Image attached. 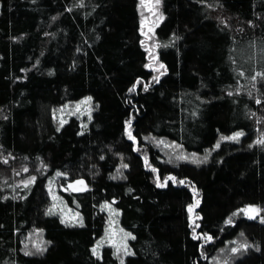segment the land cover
Returning a JSON list of instances; mask_svg holds the SVG:
<instances>
[{"label": "trees", "instance_id": "1", "mask_svg": "<svg viewBox=\"0 0 264 264\" xmlns=\"http://www.w3.org/2000/svg\"><path fill=\"white\" fill-rule=\"evenodd\" d=\"M138 7L0 0V264H120L110 247L102 258L92 253L108 203L135 237L124 264H264V145L256 143L264 77L251 79L264 72V0H161L159 82L147 67ZM86 98L95 105L87 127L56 122V110ZM236 132L244 133L239 143L221 141ZM58 172L88 184L63 194L82 227L47 214ZM157 175L177 182L157 187ZM198 197L195 231L213 237L207 244L193 239L187 211ZM247 206L262 210L257 219L226 223ZM37 233L46 251L29 245ZM236 243L253 247L233 255Z\"/></svg>", "mask_w": 264, "mask_h": 264}, {"label": "rangeland", "instance_id": "2", "mask_svg": "<svg viewBox=\"0 0 264 264\" xmlns=\"http://www.w3.org/2000/svg\"><path fill=\"white\" fill-rule=\"evenodd\" d=\"M138 2H139L138 10H139V15H140V28H141L140 32H141V36H142V42H143V46L147 52V58H148V64L147 65H149V64L153 65L152 68L148 67V69H150L153 72V77H154V76L159 75V73H157L153 69L155 67H158L159 64H162L160 62V59H159L160 44H159V42L157 40V36H156V29L159 27V25L164 20V16H163L162 9H161V0H160L158 5L156 4V0H145L146 4L154 5V7L152 8V11H149L148 7H142L141 0H138ZM153 13H155V14H153ZM161 16L163 17V19H160ZM150 28L152 29L151 32H149ZM143 33H147V36H145ZM148 37H150V39ZM154 45H158V47H154ZM147 49L152 50V56L149 55V52L147 51ZM153 57H156V59L153 60ZM161 71H164V69H161ZM162 76L163 75H160V78ZM152 81L154 82L153 79H152ZM87 99L88 98L83 99L82 101L87 100ZM82 101H80L79 103L73 104V105H65V106L59 108L58 110H56L54 113V118H55L56 122H58V124L61 125V120H64L67 123L69 119L76 118L81 123L82 127H85V125L88 124V122L90 121V119H91V117L95 111V105H94L92 100L90 101V104H82L81 103ZM77 105H81L79 111H76ZM163 147H164L163 149H165L164 145H163ZM179 155H182V154H178L177 156H179ZM174 159L178 160L176 157ZM74 182H70L66 179V176L60 175V176H55L52 179H50L49 185H48V190H49L51 200H52V207L54 204L56 205V207L54 209L55 214H53V216H57L61 220L62 219L66 220L67 223H64V224H67V225H80L79 224V219L81 218L80 213L78 211H76L75 209L69 207L67 205L65 199H64V196H63V194H65V193L70 194V193L84 192V191H72L71 189L65 190V189H67V186L69 184H72ZM84 182H85V185L87 186V189H88V184L86 183V181H84ZM50 188H51V191H50ZM53 196L57 197V199L53 200ZM197 199L200 200L199 197L196 198V200ZM108 205H111V209H112L111 211L107 208H104V206H103V210H104L106 217H107L106 230H105L103 236L97 240L94 247H96L99 242L104 241L103 246L99 249L100 255L102 254L103 249L106 247H110L113 250V252L116 254V248L112 247L111 244L115 243L117 246L122 247V245L126 243L128 248L132 252L131 245H130V242L132 239L129 238L127 240H124V238H123L124 233H128V232L125 231L120 225V212L115 208L113 203H108ZM197 211H198V207L195 209L194 214H191L192 220H193L195 215H198ZM260 214H261V212H260ZM74 216H77L76 220L72 219ZM241 217L247 218V216H245L241 213L240 215L232 217L233 223ZM199 220L196 221L197 224H198ZM110 221H111V224H110ZM121 229L123 231H121ZM35 240H37V242H39V244H41V246H44L43 237L40 233L36 234ZM30 244H32V246H33L32 241H31V243H29V245ZM235 246H237V243H236V245L235 244L233 245V247H235ZM119 255H120V260L122 259L123 261H124L125 257L128 256V255L124 254L123 250L120 252Z\"/></svg>", "mask_w": 264, "mask_h": 264}, {"label": "snow or ice", "instance_id": "3", "mask_svg": "<svg viewBox=\"0 0 264 264\" xmlns=\"http://www.w3.org/2000/svg\"><path fill=\"white\" fill-rule=\"evenodd\" d=\"M159 2H160V0H156V4H157V5L159 4ZM141 5H142V7H148V8H149V11H152V8L154 7V5H148V4H146V3H145V0H141ZM153 14H155V13H153ZM160 19H163V17L161 16ZM151 31H152V29L150 28V29H149V32H151ZM143 34H144L145 36H147V33H143ZM148 38L150 39V37H148ZM154 47H158V45H154ZM147 51L149 52V55L152 56V50H151V49H147ZM155 59H156V57H153V60H155ZM147 67L152 68L153 65H152V64H149V65H147ZM161 69H164V71H161ZM153 70L156 71L157 73H159V75L154 76L152 79H153L154 81H156V82H159L160 75H164L165 72H166L165 65H163V64H159V66H158V67H155ZM239 75L242 76V75H243V72L239 73ZM257 77H264V72H257L255 75L252 76L251 79H252L253 81H255ZM139 83H140V81H137V84H139ZM147 88H148V85H145V86H144V90L146 91ZM129 91H130V92H134V91H136V87L133 86V88L129 89ZM229 95H232V93H229ZM90 101H91V98H88L87 100H84V101H82L81 103H82V104H90ZM256 102H257V103H260L259 100H257ZM80 107H81V105H77V106H76V111H79V110H80ZM64 123H66V121L61 120V126H63ZM127 126H128V128H127V136H128V139H129V140H135V137L133 136L132 131H131V120H129V121L127 122ZM85 127H87V126L85 125ZM243 135H244L243 132H236L235 134H233V135H231V136H222L220 139H221V141L229 140V141H234V142H236V143H239L240 138H241ZM256 143H257V144H260V145H264V135H262V137H261L260 139H258V140L256 141ZM159 144H164L165 147H175V146H173V145L165 144L164 141H159ZM215 147H216V148H219V147H220V144L217 143ZM176 158H177L178 160H188V159H189V157H187V156H185V155H179V156H177ZM206 159H207V158L205 157V161H200L198 158H196L195 156H193V158H192V162H193V163H197V164H199V163H201V162H206ZM169 162H170V161H169ZM3 163L7 164V163H8V159L5 158V159L3 160ZM145 165H146L147 167H149V168L151 169V171H153V172H157V171H158L157 169L152 168L150 164H148V162H147V158H145ZM121 167H123V168H127V165H126V164H122ZM23 171L26 172V171H28V169H27V168H24ZM118 171H119V170H118ZM16 174L19 175V173H16ZM56 175H57V176H60V175H63V174L58 172ZM35 179H36L35 176L29 178L27 181H25V182L23 183V187H24V188L29 187L32 183L35 182ZM113 179H116V177H113ZM170 180H171L173 183H176V182H177V181H176V177H174V176H168V177L164 178L163 182H161V181H160V177H159V175H157V176H156L157 187H161V188H162V187H166L167 184H168V181H170ZM179 183H180V184H184L185 181L181 180V181H179ZM78 186H79V187H78ZM68 189H71L72 191H85V190H87V186L85 185V182H84L83 180H77V181H75L74 183L69 184V185L67 186V189H65V190H68ZM50 191H51V188H50ZM193 193H194V195L197 194V193L195 192V189H194V188H193ZM56 199H57V197L53 196V200H56ZM199 204H200V200L197 199V200L195 201L194 204L189 205V206H188V209H187L188 213H189V214H194V211H195V209H196L197 207H199ZM55 207H56V205L54 204L52 208L48 209V213H47V214H49V215H53V214H55V212H54ZM104 208H107V209H109L110 211L112 210V209H111V205H108V204L104 205ZM261 211H262V210L259 209V208H257V207H254V206H248V207H246V208L240 209L239 212L233 213V216H237V215H240V214L242 213L243 215L247 216L248 219H256V218L259 216V214H260ZM72 219H73V220H76V219H77V216H74ZM199 219H201V217H200L199 215H195L194 218H193V220H192V223H193V225H194V227H193V239H196V240H201V239H202V240L204 241L205 244L212 242V240H213V237H212V236L207 235V234H202V235H197V234H196L195 229H196V228H199V224H197L196 221L199 220ZM61 222H62V223H67V221H66V220H63V219L61 220ZM261 222L264 223V217H261ZM226 223L229 224V225L233 224V219H232V217H229V218L226 220ZM79 224H80L81 227L83 226L82 218L79 219ZM110 224H111V221H110ZM73 226H74V225H73ZM121 231H123V230L121 229ZM241 235H243V233H241ZM123 238H124V240H127V239H129V238H130V239H135V237L132 236L131 233H124V237H123ZM103 244H104V241H101V242H99V243L97 244L96 247H94V248L92 249V253H93V255L97 256L98 259H99V258H102L101 255H100L99 249L103 246ZM33 246L36 248V251H37V252H43V251H46V248L42 247L41 244H39V243H35ZM111 246L116 248V255H117V258H118V259H120V255H119V254H120V252H121L122 250H123V252H124L125 255H132V254H133V253L130 251V249L128 248V246H127L126 243L123 244L122 247H121V246H117L115 243H112ZM27 247H28L27 244H25V249H27ZM201 247H203V245H201ZM250 247H253V245H250V244H248V243H239V244H237V246L231 248V253H232L233 255H235V254H237V253H240L241 251L246 252ZM256 250L259 251V248H257ZM25 255H33V253H32L31 251H25ZM205 258H206V257H205ZM120 264H124V261H123L122 259L120 260ZM224 264H227V262L225 261Z\"/></svg>", "mask_w": 264, "mask_h": 264}]
</instances>
